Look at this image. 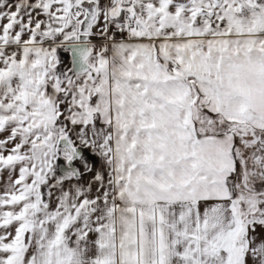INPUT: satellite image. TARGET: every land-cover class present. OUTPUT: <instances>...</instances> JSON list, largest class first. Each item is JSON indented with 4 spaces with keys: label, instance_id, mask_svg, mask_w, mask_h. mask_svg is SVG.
Listing matches in <instances>:
<instances>
[{
    "label": "snow or ice",
    "instance_id": "1",
    "mask_svg": "<svg viewBox=\"0 0 264 264\" xmlns=\"http://www.w3.org/2000/svg\"><path fill=\"white\" fill-rule=\"evenodd\" d=\"M0 264H264V0H0Z\"/></svg>",
    "mask_w": 264,
    "mask_h": 264
}]
</instances>
